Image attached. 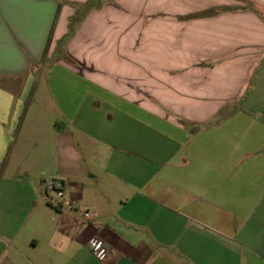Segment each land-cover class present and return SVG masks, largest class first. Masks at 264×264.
Returning a JSON list of instances; mask_svg holds the SVG:
<instances>
[{
  "label": "crops",
  "instance_id": "0c3cea01",
  "mask_svg": "<svg viewBox=\"0 0 264 264\" xmlns=\"http://www.w3.org/2000/svg\"><path fill=\"white\" fill-rule=\"evenodd\" d=\"M87 1L0 0V264H264V0Z\"/></svg>",
  "mask_w": 264,
  "mask_h": 264
},
{
  "label": "rangeland",
  "instance_id": "374dc122",
  "mask_svg": "<svg viewBox=\"0 0 264 264\" xmlns=\"http://www.w3.org/2000/svg\"><path fill=\"white\" fill-rule=\"evenodd\" d=\"M243 1V0H240ZM245 3V2H244ZM208 10V9H207ZM202 14V12L200 13ZM204 15V14H202ZM264 21V20H263ZM252 33H254V31L252 30ZM1 82V80H0ZM40 84V83H39ZM49 97L47 96L46 92H44L41 88V84L38 85L36 88L32 89L29 93H27V95L25 96V101L26 103H31V105L33 106L34 103H38V102H49ZM14 138H11L9 140V142L6 145V148L2 154V156H0V181L1 182H9V181H13V182H17L20 180H23V178H18V168H15L17 163H22V164H27V165H35L37 161L33 162V158L34 156H29L28 153H23V152H19L18 148H14L12 149V147L14 146ZM43 143L47 144L48 143V139L44 138L43 139ZM16 147V145H15ZM46 153V150L44 148V154ZM42 160L44 161V164H48L47 161H50V155L49 156H41ZM35 158H39L38 156ZM32 170L34 173H36L38 168H27ZM54 168H43L44 174H45V179L53 177V175H51V170ZM55 178V177H53ZM44 186V185H43ZM45 188V186H44ZM46 191V190H45ZM46 195L48 196V198H52V193L48 192L46 193Z\"/></svg>",
  "mask_w": 264,
  "mask_h": 264
},
{
  "label": "built area",
  "instance_id": "2783aa9c",
  "mask_svg": "<svg viewBox=\"0 0 264 264\" xmlns=\"http://www.w3.org/2000/svg\"><path fill=\"white\" fill-rule=\"evenodd\" d=\"M43 185L45 186L46 193L53 192L57 195L61 194L62 183L60 180L50 177L43 180ZM88 243L94 251H99L101 242L96 237H92Z\"/></svg>",
  "mask_w": 264,
  "mask_h": 264
},
{
  "label": "trees",
  "instance_id": "16d2710c",
  "mask_svg": "<svg viewBox=\"0 0 264 264\" xmlns=\"http://www.w3.org/2000/svg\"><path fill=\"white\" fill-rule=\"evenodd\" d=\"M95 3H96L95 1H93V0H89V1L83 3V4H81V5L79 6V9L76 10V13H74V15L70 18V21H69V24H68V35H69V34L71 35V34L73 33L74 25H75V24L77 23V21L80 19V18H79V15H78L79 10H80L81 8H84V10L89 9V8L93 7V6L95 5ZM219 10H220V8H211V9H208V10H204V11L202 12V14H204V15H209V14L215 13V12H217V11H219Z\"/></svg>",
  "mask_w": 264,
  "mask_h": 264
}]
</instances>
